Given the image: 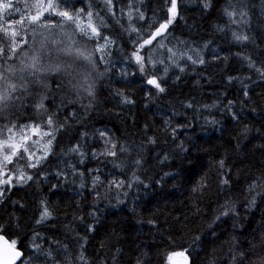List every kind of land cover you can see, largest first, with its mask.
Instances as JSON below:
<instances>
[{
    "label": "trees",
    "instance_id": "trees-1",
    "mask_svg": "<svg viewBox=\"0 0 264 264\" xmlns=\"http://www.w3.org/2000/svg\"><path fill=\"white\" fill-rule=\"evenodd\" d=\"M55 2L58 11L84 9L78 21L83 26L91 11L101 35L89 39L76 23L45 13L42 19L57 27L25 20L21 38L29 43L13 59L0 60L7 78L0 87L29 82L27 92L16 93L15 106L0 114V128L58 129L39 165L29 167L44 155L50 137H38L31 160L21 152L23 158L7 164L3 178L12 181L0 185V234L17 241L27 264H170L169 256L185 250L188 264H234L240 253L244 264H259L264 0H177L176 17L158 38L163 47L154 41L141 51L143 73L132 53L139 37L147 38L170 17L171 0H113L111 12L105 0ZM12 3L20 11L0 13V25L19 30L15 21L35 14L36 0ZM103 37L112 43L96 51ZM42 41L51 52L44 67L74 69L71 76H44L47 87L31 83L30 70H22ZM9 43L0 33V44ZM64 48L91 54L93 63L64 55ZM151 78L164 91L149 85ZM89 85L94 96L85 91ZM42 97L43 109L36 107ZM49 116L52 128L45 124ZM113 144L115 156L101 155ZM77 146L79 151H71ZM20 172L31 179L18 183ZM45 208L51 216L41 221Z\"/></svg>",
    "mask_w": 264,
    "mask_h": 264
},
{
    "label": "snow or ice",
    "instance_id": "snow-or-ice-1",
    "mask_svg": "<svg viewBox=\"0 0 264 264\" xmlns=\"http://www.w3.org/2000/svg\"><path fill=\"white\" fill-rule=\"evenodd\" d=\"M105 4L108 6V10L111 12L113 7V0H105ZM209 4H205V7H209ZM33 8L36 9L35 14H29L27 18L21 17L20 20L15 21L16 24L21 25V29H11V26L4 27L0 26V33H3L5 37H8L10 40V43L7 47H5L3 44H0V60H3L5 63L7 60H11L14 57H16L17 53L24 48L25 45L29 43L28 39L26 37L21 38V31H26V29L23 28V25L25 24V20H27L28 24H35L39 25L43 28H54L57 27L55 23H50L45 19H42L45 15V13H48L49 15L55 14L60 17H63L67 21H71L73 23H76L77 28L79 29L80 33L89 39H92L93 37H100L101 33L97 26H95L92 23V16L93 13L91 11L87 12L88 17V24L86 26H83L82 23H78L81 19V14L84 12V9H80L79 11H76L75 13H70L67 10L58 11L59 4L55 2V0H47V4L45 5L44 0H36V3L32 5ZM16 11L19 12L20 9L18 7H14L12 0H0V13L3 12H9ZM177 10V0H171V7L169 8V13L171 14L170 17L163 23H160L156 29L149 34L147 38L141 36L139 37V43L138 47L135 51L132 53V57L135 59L136 63L139 65L140 71L143 73L145 71L146 66V57L144 55H141V51L149 46L153 45V42L156 41L157 43H160V46L163 47V44L158 40L159 37L163 36L165 32L167 31L169 25H171L176 17ZM226 14L229 17H232L235 15L234 12H228L227 10ZM10 14V12H9ZM129 18H131V12L128 13ZM3 17L0 16V19ZM143 13L139 14V19H143ZM133 32H138L139 30L135 27H132L131 29ZM238 40H246L248 37L246 36H237ZM105 40L104 44H101L98 46L96 51L103 52L106 48L107 44L112 43L107 37H103ZM58 43L57 40L53 39L51 41V44L53 47ZM60 52H62L66 56H74L76 59L83 58L85 60H88L89 63H93L91 60V54L85 56L84 52L80 51L79 49L72 50L71 48H64L59 49ZM171 51V50H169ZM175 55V53H173ZM44 55H51L50 51L46 50V45L42 41L40 44V50L35 51L30 57H29V63L24 65V69L22 70H30L29 76L33 79L31 80V83L33 84H40L42 87H47L46 84L43 83V77L47 75H51L53 73H65L69 76L72 75L74 69L71 64L62 65L60 63H57L55 65L44 67L43 66V58ZM189 60L192 59L191 56L188 57ZM148 62L151 63V59L148 58ZM200 63H203L204 61L201 59L199 60ZM193 63H196V61H193ZM6 71L8 72H14V69L8 68ZM23 79V78H22ZM7 78L5 76V73L0 71V81H6ZM147 83L149 85H153L159 91H164V89L160 86L158 80L156 78H151L147 80ZM29 82L25 81L19 85L16 83H7L6 86L0 87V114H2L5 109L9 108L10 106H15L16 101L20 99L19 96L16 95V93L19 91L21 94L28 91ZM85 91L89 96H94V92L92 91V85H89ZM126 102H131L130 100H126ZM36 107L43 109V97L41 98V102L36 105ZM45 124L49 126V128H52V126L55 124V121L52 119L51 116L47 118L45 121ZM58 129L52 128L50 131H45L40 124H28V125H21L19 128H17V125L12 124L10 127L8 125H5L3 128H0V135H2L4 132H7L8 135L6 138L0 139V154H2V159H0V185L3 184H11L12 177L8 176L7 179H4L5 175V168L7 164L12 163L13 157H20L23 158L20 154L23 153H29V148L27 146L28 141L32 140V135L39 136L41 139L43 137H50L48 139L47 143L43 145L44 148V155L39 157L35 160V163H30L29 167H36L41 163L43 159L47 158L48 152L51 150L50 146L52 144V140L55 139L54 132ZM31 133L29 135L28 133ZM103 136L104 133H101ZM17 137H19V142H17ZM33 143H39V141H32ZM115 144L112 145L111 149H106L101 155H111L115 156L116 152L113 150L115 149ZM5 149H8V151H5ZM71 151H79V146L71 149ZM121 151H124V149H121ZM34 153H31L29 155V160L32 159V156H34ZM139 163V161H137ZM221 165H223V162L221 161ZM31 176H26L25 173L20 172V175L17 177V182H27V180H30ZM96 180H99V177L96 178ZM112 183H116L113 181ZM227 183V181H225ZM0 195H2V192H0ZM227 215V213H225ZM51 216V213L48 211L47 208L44 209V211L41 214V221L49 218ZM40 221H38L39 223ZM35 239V237L33 238ZM0 240L4 241L5 244H8V246L11 248V257L7 260H0V264H17V261L20 262V264H27V261L23 259L24 253L20 251L16 245V240H11L10 243L8 240L4 238L2 234H0ZM37 249H39V245L35 246ZM264 250V248H262ZM184 252L179 253H173L172 255H179L184 256L185 261H187V256ZM81 259L83 257L81 256ZM169 259H171V256H169ZM246 257L244 253H240L239 257L234 256L233 261L234 264H244ZM259 264H264V257H260Z\"/></svg>",
    "mask_w": 264,
    "mask_h": 264
},
{
    "label": "water",
    "instance_id": "water-1",
    "mask_svg": "<svg viewBox=\"0 0 264 264\" xmlns=\"http://www.w3.org/2000/svg\"><path fill=\"white\" fill-rule=\"evenodd\" d=\"M11 252H12V250L8 246V244H5L4 241L0 240V260L7 261L11 257ZM19 263L20 262L17 261V264H19ZM170 264H188V260L185 261V257L177 256V257H174L170 260Z\"/></svg>",
    "mask_w": 264,
    "mask_h": 264
},
{
    "label": "rangeland",
    "instance_id": "rangeland-1",
    "mask_svg": "<svg viewBox=\"0 0 264 264\" xmlns=\"http://www.w3.org/2000/svg\"><path fill=\"white\" fill-rule=\"evenodd\" d=\"M0 26H2V24ZM4 26H11V29H15L14 28V25H11V24H6ZM28 134L31 135L30 132ZM38 137L39 136L32 135V140L31 141H28L27 146L29 148V154H31V153L37 154V152L39 150V146H38L37 143H33L32 141H39ZM177 256H179V255H174V256L171 257V259L174 258V257H177ZM179 257H184V256H179Z\"/></svg>",
    "mask_w": 264,
    "mask_h": 264
}]
</instances>
